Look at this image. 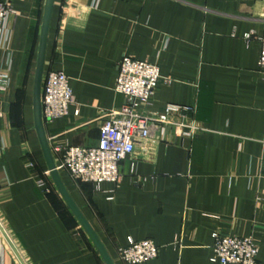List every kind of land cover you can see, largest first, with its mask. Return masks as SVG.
<instances>
[{"label":"crops","instance_id":"1","mask_svg":"<svg viewBox=\"0 0 264 264\" xmlns=\"http://www.w3.org/2000/svg\"><path fill=\"white\" fill-rule=\"evenodd\" d=\"M6 0H0L3 2ZM0 37V264H105L57 190L35 130L33 80L45 0H8ZM264 0H54L43 73L62 70L73 103L44 122L51 149L94 146L101 113L120 107L123 56L156 63L151 102L191 106L203 130L192 137L151 126L119 163L117 182L73 180L55 166L114 264L128 240L150 239L142 264L211 261L212 232L252 236L264 264V75L257 69ZM52 151V150H51ZM33 164L27 166V162Z\"/></svg>","mask_w":264,"mask_h":264},{"label":"built area","instance_id":"2","mask_svg":"<svg viewBox=\"0 0 264 264\" xmlns=\"http://www.w3.org/2000/svg\"><path fill=\"white\" fill-rule=\"evenodd\" d=\"M12 14L11 3L8 0L0 2V37L7 35V24ZM252 38L260 44L257 69L264 75V25L260 35L256 36L254 31L244 35L246 41ZM6 82L7 75L1 73V89H4ZM161 82L168 83L169 79L161 75L156 63L123 56L118 62L114 90L125 97V103L101 113L96 145L53 147L52 152L60 155L58 169L66 170L75 181L115 183L120 178L119 163L133 153L137 144L148 139L153 124L172 128L180 137H192L201 132L203 128L182 113L193 111L191 106L168 104L156 112L144 109ZM72 103L73 93L68 76L58 69L43 73V122L65 116ZM27 166L32 167L33 164L28 161ZM211 237V261L219 264H257L258 245L252 236L222 235L215 231ZM158 249L150 239H129L127 245L118 248V256L124 264H142L154 259Z\"/></svg>","mask_w":264,"mask_h":264},{"label":"water","instance_id":"3","mask_svg":"<svg viewBox=\"0 0 264 264\" xmlns=\"http://www.w3.org/2000/svg\"><path fill=\"white\" fill-rule=\"evenodd\" d=\"M54 0H45L44 11H43V18L40 30V37H39V45H38V52H37V59H36V67L34 73V80H33V115H34V124L35 130L38 136V140L41 146V150L43 156L45 158L48 170L52 177V180L59 191L61 197L67 204L68 208L72 211L82 228L85 230L91 241L93 242L95 248L99 252L100 256L102 257L105 264H114L111 256L105 249L103 243L99 239L97 233L89 224L81 210L73 201L72 197L70 196L69 192L67 191L60 174L55 166L54 157L51 151V147L48 143L45 130H44V122L42 118V105H41V86H42V78H43V70H44V63H45V53H46V44H47V36L50 26L51 14L53 10ZM0 231L5 237L8 244L11 248L15 250L10 238L8 237L5 230L2 228L0 224Z\"/></svg>","mask_w":264,"mask_h":264}]
</instances>
